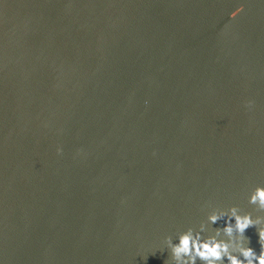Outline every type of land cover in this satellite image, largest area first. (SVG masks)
Wrapping results in <instances>:
<instances>
[{
	"label": "water",
	"instance_id": "1",
	"mask_svg": "<svg viewBox=\"0 0 264 264\" xmlns=\"http://www.w3.org/2000/svg\"><path fill=\"white\" fill-rule=\"evenodd\" d=\"M235 6L0 0V264H165L163 238L209 203L264 215L247 200L264 185V0Z\"/></svg>",
	"mask_w": 264,
	"mask_h": 264
},
{
	"label": "clouds",
	"instance_id": "2",
	"mask_svg": "<svg viewBox=\"0 0 264 264\" xmlns=\"http://www.w3.org/2000/svg\"><path fill=\"white\" fill-rule=\"evenodd\" d=\"M247 0H236V6L228 13L229 20H235L246 9ZM228 27V25H225ZM147 104L148 101H145ZM252 100L245 102L251 108ZM59 154L61 147L56 148ZM249 204L258 210H264V185L257 184L247 195ZM206 218L197 228L188 227L178 232L175 241L171 235L163 238V245L170 256L165 264H264V215L253 216L242 211L238 205L219 207L207 204ZM224 220L223 227L212 225ZM256 226L259 236V253L248 246L244 232L249 226ZM208 233V234H205Z\"/></svg>",
	"mask_w": 264,
	"mask_h": 264
}]
</instances>
